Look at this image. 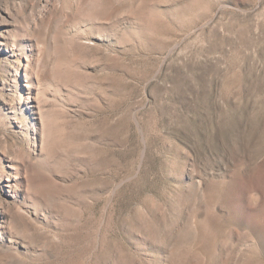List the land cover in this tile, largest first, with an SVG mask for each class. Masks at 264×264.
<instances>
[{
	"label": "rangeland",
	"instance_id": "374dc122",
	"mask_svg": "<svg viewBox=\"0 0 264 264\" xmlns=\"http://www.w3.org/2000/svg\"><path fill=\"white\" fill-rule=\"evenodd\" d=\"M0 264H264V0H0Z\"/></svg>",
	"mask_w": 264,
	"mask_h": 264
}]
</instances>
